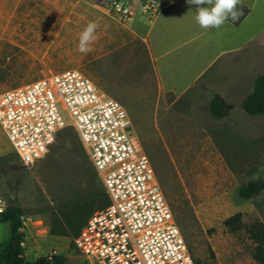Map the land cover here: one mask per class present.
I'll return each mask as SVG.
<instances>
[{
  "label": "rangeland",
  "instance_id": "1",
  "mask_svg": "<svg viewBox=\"0 0 264 264\" xmlns=\"http://www.w3.org/2000/svg\"><path fill=\"white\" fill-rule=\"evenodd\" d=\"M102 1L0 0V93L69 69L82 73L127 112L193 262L253 264L245 230L264 225V193L242 200L237 191L264 178V116H248L240 105L264 74V0L253 1L237 29L203 33L158 62L162 83L174 84L177 96L157 90L141 58L126 63L120 52L108 56ZM90 21L99 25L98 39L85 55L77 50L78 37ZM181 34L188 40L194 33ZM202 42L206 47L197 52ZM214 95L229 106L219 118L207 108ZM61 115L70 122L65 111ZM93 173L72 128L58 132L49 151L28 166L0 130V201L23 211L27 259L55 254L66 264H82L68 225L90 206L99 210L92 199L101 184ZM236 214L243 228L229 232L223 222ZM7 239L8 227L0 223V242Z\"/></svg>",
  "mask_w": 264,
  "mask_h": 264
},
{
  "label": "built area",
  "instance_id": "2",
  "mask_svg": "<svg viewBox=\"0 0 264 264\" xmlns=\"http://www.w3.org/2000/svg\"><path fill=\"white\" fill-rule=\"evenodd\" d=\"M132 1L147 19L157 16L158 0H103L101 8L122 23L134 15ZM66 128L76 133L108 199L72 240L82 264H194L119 102L73 69L0 93V130L21 164L42 158Z\"/></svg>",
  "mask_w": 264,
  "mask_h": 264
},
{
  "label": "crops",
  "instance_id": "3",
  "mask_svg": "<svg viewBox=\"0 0 264 264\" xmlns=\"http://www.w3.org/2000/svg\"><path fill=\"white\" fill-rule=\"evenodd\" d=\"M254 0H243V8L246 10L244 15L233 24L231 20L227 21L221 28H227L228 31L237 29L251 14V7ZM159 12L153 19H147L142 14L139 3L132 1L134 15L131 19L124 22H117L104 15V23L107 25V45L108 56L111 57L114 52H120L121 57L127 58L126 63H130V57L133 63L139 62L137 58L142 59L147 71L152 74V79L158 91L176 95L174 84L164 86L161 80V70L158 62L169 55L172 51L182 48L188 41L198 39L203 33L212 32L219 29H202L195 20V5H188L186 0H158ZM193 14V15H191ZM191 30V38L185 40L181 32ZM117 43L114 46V43ZM248 44V43H247ZM206 47L205 42L195 47L197 49ZM245 46V45H244ZM234 51V50H233ZM232 51V52H233ZM192 52V55L197 54ZM225 52L216 53L210 63L219 55ZM230 53V51H228ZM187 52H182L176 57L178 62ZM182 56V57H181ZM197 56V55H196ZM129 59V60H128ZM111 63V61H110ZM200 74H198L195 78ZM250 262H253L251 256ZM222 264V263H218ZM254 264V262H253Z\"/></svg>",
  "mask_w": 264,
  "mask_h": 264
},
{
  "label": "trees",
  "instance_id": "4",
  "mask_svg": "<svg viewBox=\"0 0 264 264\" xmlns=\"http://www.w3.org/2000/svg\"><path fill=\"white\" fill-rule=\"evenodd\" d=\"M237 24V22L235 23ZM241 110L248 116H264V74L257 75L253 82L251 91L244 96L241 101ZM208 111L213 118H219L226 114L229 106L225 104L217 95H214L207 105ZM94 172V170H93ZM93 176L97 177L96 173ZM98 178V177H97ZM101 184V183H100ZM264 193V178L250 179L241 185L237 195L242 200H250L257 195ZM98 201L99 210L108 204L107 196L101 185L100 191H97L92 199ZM92 206L84 212L80 220L74 225H68V234L72 240L79 233L86 219L96 210ZM23 211L18 207L4 209L0 213V223L8 227V239L0 242V264H66V258L62 255L41 256L35 259H27L23 254L24 235L20 231ZM223 226L229 232H237L243 228L241 218L238 214L233 215L223 222ZM247 239L253 244L251 258L255 264H264V225L255 223L245 230ZM73 246V242H72ZM194 264H212L209 261H195Z\"/></svg>",
  "mask_w": 264,
  "mask_h": 264
},
{
  "label": "clouds",
  "instance_id": "5",
  "mask_svg": "<svg viewBox=\"0 0 264 264\" xmlns=\"http://www.w3.org/2000/svg\"><path fill=\"white\" fill-rule=\"evenodd\" d=\"M188 5H195V20L202 29H219L227 21L235 24L243 12V0H186ZM99 25L90 21L79 33L77 50L82 54L93 51L92 45L97 41ZM264 46V39L260 40Z\"/></svg>",
  "mask_w": 264,
  "mask_h": 264
}]
</instances>
